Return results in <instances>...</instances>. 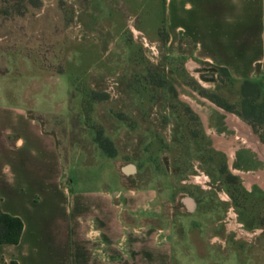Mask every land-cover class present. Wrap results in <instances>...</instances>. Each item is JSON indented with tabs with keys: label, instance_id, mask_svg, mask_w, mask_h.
I'll return each mask as SVG.
<instances>
[{
	"label": "rangeland",
	"instance_id": "obj_1",
	"mask_svg": "<svg viewBox=\"0 0 264 264\" xmlns=\"http://www.w3.org/2000/svg\"><path fill=\"white\" fill-rule=\"evenodd\" d=\"M164 8L0 0V102L27 107L54 136L64 184L88 188L131 166L127 182L211 206L198 227L216 261L264 264V188L243 176L264 177V82H233L191 65L190 45L165 46Z\"/></svg>",
	"mask_w": 264,
	"mask_h": 264
},
{
	"label": "crops",
	"instance_id": "obj_2",
	"mask_svg": "<svg viewBox=\"0 0 264 264\" xmlns=\"http://www.w3.org/2000/svg\"><path fill=\"white\" fill-rule=\"evenodd\" d=\"M163 1L165 46L190 45L191 65L209 64L233 82H264V0ZM27 111L0 102V212L22 224L16 244L0 245V264H236L216 261L198 227L211 206L133 185L131 166L120 168L125 178L114 172L88 188L64 184L54 136Z\"/></svg>",
	"mask_w": 264,
	"mask_h": 264
},
{
	"label": "trees",
	"instance_id": "obj_3",
	"mask_svg": "<svg viewBox=\"0 0 264 264\" xmlns=\"http://www.w3.org/2000/svg\"><path fill=\"white\" fill-rule=\"evenodd\" d=\"M253 81L243 80V83H251ZM255 84V83H254ZM22 229L21 221L18 218L11 217L0 212V245L16 244L18 242ZM9 264H15L10 262Z\"/></svg>",
	"mask_w": 264,
	"mask_h": 264
},
{
	"label": "bare ground",
	"instance_id": "obj_4",
	"mask_svg": "<svg viewBox=\"0 0 264 264\" xmlns=\"http://www.w3.org/2000/svg\"><path fill=\"white\" fill-rule=\"evenodd\" d=\"M244 177L247 180V184H250L251 182H258L260 185L264 187V177L261 174H257L255 176L254 175H244Z\"/></svg>",
	"mask_w": 264,
	"mask_h": 264
},
{
	"label": "built area",
	"instance_id": "obj_5",
	"mask_svg": "<svg viewBox=\"0 0 264 264\" xmlns=\"http://www.w3.org/2000/svg\"><path fill=\"white\" fill-rule=\"evenodd\" d=\"M202 177V176H201ZM198 178H200V177H198ZM203 184L206 182V179H203ZM231 211H229L227 214L229 215V225H230V227L231 228H233V229H235V228H238L239 227V225L238 224H236V222H235V220H234V215L232 214V213H230ZM239 231H241V229H239Z\"/></svg>",
	"mask_w": 264,
	"mask_h": 264
},
{
	"label": "flooded vegetation",
	"instance_id": "obj_6",
	"mask_svg": "<svg viewBox=\"0 0 264 264\" xmlns=\"http://www.w3.org/2000/svg\"><path fill=\"white\" fill-rule=\"evenodd\" d=\"M244 175H251V174H244ZM244 175H243V176H244ZM257 183H258V182H257ZM261 186H262V185H261ZM262 187H263V186H262ZM263 188H264V187H263Z\"/></svg>",
	"mask_w": 264,
	"mask_h": 264
}]
</instances>
